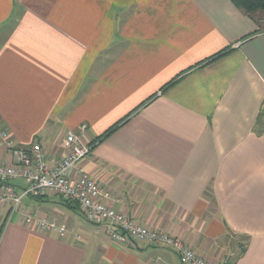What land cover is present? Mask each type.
<instances>
[{"label":"crops","instance_id":"1","mask_svg":"<svg viewBox=\"0 0 264 264\" xmlns=\"http://www.w3.org/2000/svg\"><path fill=\"white\" fill-rule=\"evenodd\" d=\"M263 110V12L231 0H0V163H17L3 129L50 162L72 131L93 145L79 167L105 204L210 263L264 264ZM10 210L0 203V264H182L163 244L116 242L54 193Z\"/></svg>","mask_w":264,"mask_h":264},{"label":"built area","instance_id":"2","mask_svg":"<svg viewBox=\"0 0 264 264\" xmlns=\"http://www.w3.org/2000/svg\"><path fill=\"white\" fill-rule=\"evenodd\" d=\"M85 128L83 125L82 130ZM1 137L17 159L14 165L0 163V203H9L12 213L27 195L37 197L54 193L63 200L76 203L89 222L107 224L109 235L120 244H163L177 253L182 264H227L224 259L210 263L182 238L147 227L105 204L102 201L105 193L101 185L79 167L93 145L84 144L78 134L72 131L67 133V154L60 160H53V163L48 160L40 143L31 147H18L5 129L1 130ZM17 179L27 183L20 192H17L14 184ZM32 218L30 215L27 220L31 221ZM39 222L45 228L63 231L49 218L40 219Z\"/></svg>","mask_w":264,"mask_h":264},{"label":"trees","instance_id":"3","mask_svg":"<svg viewBox=\"0 0 264 264\" xmlns=\"http://www.w3.org/2000/svg\"><path fill=\"white\" fill-rule=\"evenodd\" d=\"M231 1L236 6H238L239 8L243 9L244 11H246L247 13H249L251 15L256 13V12H263L264 13V0H231ZM263 112H264V110L259 113V119H260V117L263 116ZM43 197H45V196H37V198H43ZM64 201L66 203H68L69 205L74 204V207H76V205H77L76 203L71 202V201H67V200H64ZM227 264H233V262L231 263L230 261H227Z\"/></svg>","mask_w":264,"mask_h":264},{"label":"rangeland","instance_id":"4","mask_svg":"<svg viewBox=\"0 0 264 264\" xmlns=\"http://www.w3.org/2000/svg\"><path fill=\"white\" fill-rule=\"evenodd\" d=\"M263 16H264V13H263ZM76 208H77V209H80L78 205H76ZM78 216H79L80 220L83 221V216H82V214H79ZM240 240H241L240 245L245 246V240H244V239H241V238H240ZM238 245H239V244H238ZM242 246H241V247H242ZM238 247H239V246H238ZM238 247H237V248H238ZM240 252H241V251H240ZM240 252H238V254H239ZM224 260H225V259H224ZM226 261H227V260H226Z\"/></svg>","mask_w":264,"mask_h":264}]
</instances>
